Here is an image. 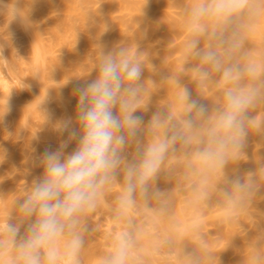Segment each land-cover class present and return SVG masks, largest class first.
Returning <instances> with one entry per match:
<instances>
[{"label":"clouds","instance_id":"clouds-1","mask_svg":"<svg viewBox=\"0 0 264 264\" xmlns=\"http://www.w3.org/2000/svg\"><path fill=\"white\" fill-rule=\"evenodd\" d=\"M16 2L5 6L9 20L25 14ZM262 12L264 0H194L186 15L188 35L183 50V61L191 66L182 65L169 78L177 90L178 108H158L146 125L134 114L148 111L151 90L157 87L150 78L142 80L144 70L156 72L148 52L135 40L121 42L107 52L94 45L91 68L76 77L93 69L97 75L74 88L78 97L75 119L52 125L60 136L67 132V139L60 141L57 150H45L38 158L42 175L30 184L22 183L20 195L13 199V212L0 216V264H81L87 220L113 188L118 189L113 216L119 231L96 264H141L135 251L144 229L135 222L136 210L143 207L158 217L167 214L169 193L156 182L161 173L170 179L178 162L191 181L192 203L205 202L217 191L221 218L238 221L264 187V165L256 172L231 177L226 171L229 164L246 159L250 135L264 134V116L253 115L264 106V61L236 59L243 48L245 27L238 21L246 13L251 19ZM104 31L106 27L101 34ZM185 71L201 89L218 75L222 106L210 113L191 99L181 80ZM34 76L39 77V72ZM69 79L66 76L61 83L48 77L51 86L47 87L42 82L36 99L40 125L50 122L48 114L40 111V105L49 100V89ZM8 111L6 98L0 103V123ZM39 126L28 120L21 128L35 139ZM72 141L77 142L76 148L66 154ZM5 155L6 149L0 147V163ZM153 201L157 207L150 209ZM248 264H264L258 244L253 245Z\"/></svg>","mask_w":264,"mask_h":264},{"label":"rangeland","instance_id":"rangeland-1","mask_svg":"<svg viewBox=\"0 0 264 264\" xmlns=\"http://www.w3.org/2000/svg\"><path fill=\"white\" fill-rule=\"evenodd\" d=\"M35 1L36 0H34V2ZM47 1L48 0H38L39 3L36 2L34 5V2L31 0L32 5L28 9L25 7L27 6L26 2V5H21V7L23 6L22 10L24 7L26 9L24 18L26 19L27 17L29 20L27 23L30 22L31 29H29L32 31L35 30L36 32L34 31V33H37V38L35 36L37 41L36 44L40 49V56L43 58V61L41 60V63L43 62V64L40 66V72L42 73V75L40 74V80L42 79L41 83L43 82L46 86H51V82L48 80V77L56 82L64 80V78L56 79L57 77L54 71L58 70V68L62 71V73H64L65 77L67 76L70 79L67 84L62 85L58 89L55 88L58 91L56 95H49V100L40 105V111L46 112L50 117V122L40 125L42 122V116L36 108L39 101H34L36 97L39 96L37 93L38 85L36 83V79L38 77L34 76L35 60L31 45L32 40L30 41L29 38V36L32 37V35L29 32L28 34L30 35L28 36V34L24 32V23L22 19L19 18V15L12 20L8 19L5 6L12 3L13 0H0V56L3 58V60H0V103L7 98V105L9 107V111L4 116L3 122L0 123V147L6 149L5 158L3 162L0 163V216L13 212V199L20 195V187L22 183L30 184L34 178H38L42 175L43 169L38 166V158L42 156L45 150H57L59 148L60 141L67 139V132H65L63 136H60L53 130L52 125L60 120L68 118H72L73 120L75 119L78 97L73 94V90L77 86H83L87 82H91L92 71L87 75L80 77L76 76L88 72L91 68L90 59L94 61L96 56L94 45L103 43L105 36H107V39L110 40L112 35L116 33L113 36L115 37L120 31V29L117 30L116 28V32L114 27L113 32L110 30L113 28L107 29L110 30L109 33L107 30L102 34L100 31L96 32L93 30L95 24L97 23L94 21H97L98 16L100 15L98 11V15H94V18L97 17L96 20L89 17H83L81 20L80 18H77V20H75V13H71L73 17L72 15L67 16V14L60 9L63 6V2L65 5V1L69 3V0H50L53 3L56 2V9L55 7L48 8V5L45 4ZM17 2L19 1L17 0ZM17 2L15 5H20L21 2L19 4H17ZM27 2L30 4L29 0H27ZM22 3L24 2L22 1ZM35 6L36 8L33 9ZM99 6L100 3L96 2V4L94 3V6L92 5V8L97 9ZM176 11V9L171 10L173 17L177 16ZM65 17L68 20H66ZM69 24H71L73 29L69 27ZM56 25L58 28L55 27ZM58 29L61 31V35L59 34L54 37L55 32L57 33ZM95 32L97 34L99 33V35H96ZM114 39L115 41L112 43V47L126 41H121L122 39L120 41H118V39L116 40V38ZM111 40L113 41V39ZM170 56L171 63L175 64L176 67L182 62L183 64L181 65L186 64H184L182 59L183 57L181 54H178V52L177 54L172 53ZM56 64H59L58 67H56ZM181 65L178 69L181 68ZM186 82H188L186 84H189V81ZM61 83H63V81ZM21 85H26L27 87H21ZM161 93L162 92L159 93L160 97L163 94ZM29 103L30 105H28ZM150 103L147 112L137 111L134 114L142 117L145 125L151 118L150 114L152 106ZM201 104L204 105L207 110L210 109V105L207 100H204V102L202 101ZM26 105H28V107L25 108L27 110L29 109L27 113L30 114H26V116H22L20 114V117H24L25 119L20 118L19 115H12L14 111L18 114L21 113L22 110H20V107L22 108L23 106L24 108ZM156 105L158 107H164L165 103L162 99H157ZM115 111L116 110L114 109V113ZM28 120L34 126L40 125L35 139H30L31 133L29 130L21 128L22 122H27ZM17 136H19V138H17ZM251 142H248L247 140V146L244 151L250 149L249 147L253 144V142ZM76 145L77 142L72 141L64 150L65 153L69 154L74 151ZM129 151H131V149H129ZM247 153L248 152H245V154ZM241 162L240 163L245 166V159L241 160ZM162 175L164 174L162 173ZM162 175L158 178L156 186L162 191H169L170 187L172 188L171 184L173 183L172 189H175L176 192L179 191L177 192V194H179L177 199L179 203L178 206L180 207V210L185 212V218L187 220L189 219V224L187 222L188 225L185 223L186 225L183 226L184 228L187 226V230L192 232L193 238L192 240L188 239L187 241L189 243L186 242V245H184L183 255L185 257L182 260L181 257H183V255L181 254L180 257L179 251H177L173 244L170 243L169 239H167L168 236H165V233L163 232L164 229H162L160 225L162 224V220L167 218V216L169 217L168 213L170 212V208L166 216L164 215L163 217H158L154 216L150 210L138 207L135 214V222L138 226L143 227L144 234L138 241L135 254L139 257L141 264H184L186 260V263H188L193 259L198 260L199 264H238V256H242V258L245 257L244 253L246 254L247 251L246 249V251L242 252V243H244L242 242L243 238L247 239V237H249L248 234L250 233L251 235L253 233V236L255 234L257 239H264V219L257 216L259 215L257 212L254 214L255 211H251L250 213L248 212L249 214H244L248 218V220L245 218L247 222L245 219V221H243V218L241 220L240 216L238 221H233V229H230L228 225V231L234 230V232H238L235 233L237 234V237H235L238 241L241 239V246L239 245L240 243L238 244L241 248L236 255L235 253L233 254V252L232 254L229 253L231 255H227L229 256L227 257L228 262L223 263L222 252L224 249L223 246L226 245V242L222 238L221 232L225 233L228 231L226 230L227 225L223 224L224 222L221 221L222 218H220L221 216L218 214L221 209V199L219 193L213 191L207 201L194 203L196 205H200V207L202 206L199 210V214H201L202 218L199 219H203V221H197L198 229L200 227V230H198L196 229L197 227H193L196 222L195 219H193L194 212L191 216V204H193L191 202V181L184 175L183 164L178 162L173 165V172L170 179H166V177ZM174 183L176 184L175 187ZM117 195L118 189L113 188L106 195L105 201L101 207L98 208L95 214L88 218V228L85 233L84 245L81 251V264L83 263V260L86 264H96L97 259L105 255L109 249L112 236L119 231V226L114 222L113 216V209L115 208ZM213 198L216 199L213 200ZM212 200L213 202H211ZM204 206H209L211 210H215V213L213 212L214 215L212 213V217L203 215L205 212L203 208ZM155 207H157L156 202H151L150 209ZM204 221H206L207 224ZM242 222H245V225H242ZM178 225H180V223ZM178 225H176V228L182 226ZM242 228L246 230V234H244ZM21 231L23 232L24 229L22 228ZM221 239H223L224 242L223 240L221 241ZM243 245L245 247L246 244L244 243ZM201 253H204V256L207 254V258L204 257V259L199 257V259H197V255ZM85 256L86 261L84 259Z\"/></svg>","mask_w":264,"mask_h":264},{"label":"bare ground","instance_id":"bare-ground-1","mask_svg":"<svg viewBox=\"0 0 264 264\" xmlns=\"http://www.w3.org/2000/svg\"><path fill=\"white\" fill-rule=\"evenodd\" d=\"M18 1L19 2H17V4H19L21 2L20 5H15V6L21 10H22V7L24 6L25 2L27 4V6H25L26 9L30 8L32 5L31 0H29L30 4H29V2H27V0L26 1L22 0L24 3H22L21 0H18ZM32 1L34 2V0H32ZM48 1H50V0H48ZM48 1H47V3H45L46 5H48V8L49 7L50 8L55 7V9H56V2L53 3L52 1H50V2H48ZM36 2H38V0H36L34 2V5L36 4ZM96 2L100 3V6L97 9H95V8L93 9L92 5L94 6V3L96 4ZM193 3H194V0H146L145 4H144V0H71V1L69 0V3L65 1V5L63 2V6H62L63 8L61 7L60 9L62 11H64L67 14V16L75 13L76 14V15L74 14V18L76 17L75 20H77V18H80V20H81V18H83V17L94 18V15L97 16L98 12H99L100 15L98 16V20L94 21V22H97L96 24L94 23L96 27L94 26V28H93V30H95L96 32L100 31L101 28H103V27H106V30L113 28V27L115 28V31H116V28H117V30L120 29V31L117 33V35L115 37H113V36L116 33L110 37V40H108L107 36H105L103 43L99 44V45L103 46L105 52L110 51L113 48L112 43H114V41H115L114 38H116V40L118 39V41H120L121 39H122L121 41L126 40V41H124L126 43H131L133 40H135L139 44V46H141L140 48L142 51L148 52L150 63L152 65H154V67L156 68V72L153 73V72H150L148 70H144L142 73V80H147L150 78L153 81H155L157 84V87L155 89L151 90V99H150L151 103L150 104L152 106V109H151L150 115L152 116L153 113L156 112L158 108H160L156 105L157 99H162V101H164V103H165L164 107H176V108H178L177 90L171 85V83L169 82V78L179 72L178 67H180V65L183 64V62L181 64L179 63V65H177V67H176L175 64L171 63V60H170L171 56L170 55L172 53L177 54V52H178V54H181V56L183 57L184 42L186 40L185 37L187 38V35H188L187 28H186V15H187V12L190 10ZM21 5H23V6L21 7ZM41 6H42V4H41ZM25 7L23 8V10L26 11ZM35 8H36V6L33 7V9H35ZM43 9H44V6H43ZM43 9H42V11H43ZM175 9L177 10L176 11L177 16L173 17L171 10H175ZM95 11L96 12L98 11V12L96 13ZM94 12H95V14H94ZM24 17H25V15L20 16L19 18L22 19V21L24 23V24L22 23L24 32L26 34H28L30 32L32 35V37H30L29 36L30 34H28L30 41L32 40L31 45H32V50H33L34 60H35L34 72L35 73L39 72V77H41L42 73L40 72V66H42V64H43V62L41 63V60L43 61V58L40 56L41 55V53L39 52L40 49L36 44V42H37L36 41V38H37L36 34L37 33H34L35 30L34 31L30 30L31 29L30 28V22L27 23L29 20L27 17H26V19ZM72 17H73V15H72ZM65 19H66V17H65ZM70 19H71V17H70ZM94 19L96 20L97 17H95ZM66 20H68V19H66ZM83 21H84V19H83ZM238 23L245 25V27L242 29V35L244 38L243 48L241 49V52L238 54L236 59L243 60V58L248 57V58L255 59L256 61H264V12H262L258 15H254L251 19H249L248 14L246 13L243 17L240 18ZM24 26H25V28H24ZM55 27L58 28L57 25ZM69 27L73 29V27H71V24H69ZM61 28H62V26H61ZM114 28L110 29V30L113 32ZM110 30H107L108 33ZM55 31H56V29H55ZM58 32H60V33H58ZM58 32L57 33L55 32L54 37H56L59 34L61 35V31H59V29H58ZM72 32H74V31H72ZM53 34H54V32H53ZM96 35H99V33L98 34L96 33ZM35 36H36V38H35ZM61 38H62V36H61ZM105 38H106V40H105ZM108 38H109V36H108ZM111 39H113V41ZM58 65L56 64V67H58ZM183 66L187 69L188 67L191 66V64L186 63ZM56 67H55V69H56ZM54 72H55V75L57 77L56 79L65 78L64 73H62V71H60L59 68H58V70H56ZM92 73H91V79L93 80V79H95L97 72L95 69H93ZM39 77L37 78L38 81L36 79V83L38 85V88H37L38 96H40L41 90L43 88V84L41 83L42 79L40 80ZM218 79H219V77L217 75L213 78L212 82H210L206 87L201 89V88H199V86L197 84H194L195 82L193 83V81L191 79V75L189 72L185 71L183 74H181L182 83L185 86H187V88L189 89L191 99L197 100L199 104H201L202 101L204 102V100H207L209 105H210V109L208 110L210 113L214 109L220 107L219 105L222 106V103H223V93H222V89L218 86ZM186 81H189V84H186V83H188ZM57 89H55V88L49 89V95H51V96H53L54 94L56 95V93L58 92ZM160 92L163 93V94L161 93L162 94L161 97L159 96ZM37 98L38 97H36V99ZM36 99L34 101H36ZM28 105H30V103ZM28 105L24 106V108H23V106H22V108L20 107V110H22L21 113L18 114V113H15V111H14V113L11 112V113H13L12 115H16V116L19 115V117H20V114L22 116H26V114H30V113H27L29 111V109L28 110L26 109L28 107ZM253 115L264 116V106L258 107L256 109V111L253 113ZM19 117H17V118H19ZM20 118L23 119L24 117H20ZM249 141L250 142L252 141L253 144L251 145V147H249L250 149H247L245 151V152H248L246 154L245 166H243L241 164L242 163L241 161L237 162L236 164H229L226 168V171L228 172L230 177L233 175H237V174L242 175V174L247 173V172H256L262 165H264V134H252L248 138V142ZM161 175H162V173H161ZM162 176H165V174ZM215 183L218 186H222V183L219 181H217ZM261 183H262V185H264V181H261ZM171 186L173 188V183L171 184ZM175 186H176V184L174 183V187ZM172 188L170 187V190L169 191L167 190L169 193V196H170V206H169L170 212L168 213L169 217L167 216V218L162 220V224H160V225H161V228L164 229L163 232L165 233V236L166 237L168 236L167 239H169L170 243L173 244L174 248L177 251H179L180 257H181V254L182 255L184 254L183 253L184 245H186V242H188L187 241L188 239L192 240L193 234L191 231L187 230V226L185 228L183 226V225L187 224L189 219L187 220L185 218V215H186L185 212L183 210H180V207L178 206L179 203H178L177 199L179 197L178 196L179 194H177V192H179V191L176 192V190L172 189ZM216 193H217V191H216ZM215 199L216 198H213V200H215ZM213 200L211 202H213ZM191 206H192V208H191L192 212L191 211L190 212H191V216H192V213L194 212L193 213V219H195V222H196L195 224H197L199 221H203V219H199V218H202L201 214H199V210H200V208H202V206L200 207V205H198V204L196 205L194 203L191 204ZM203 208L205 210L203 215H207V217L208 216L212 217V213L215 210H211L209 208V206H204ZM220 210H219V212H221ZM251 211H253V212L255 211L254 214H256V212H257V214H259L257 216H259L261 219H264V187H262L260 192L257 194V198L254 200L253 205L251 207L247 208L244 214H249ZM253 212H252V216H253ZM170 213H171V216H170ZM214 213H213V215H214ZM218 214L220 215V213H218ZM244 214L241 215V220H242V218H243V221H245L246 219L248 220L247 216H245ZM191 216H190V219H191ZM249 218H251V217H249ZM247 220H246V222H247ZM221 221L224 222L223 224L227 225V227L225 226L227 228L226 229L227 231H228V225H229L230 229L233 227V224H234L233 221H224L223 219ZM176 222H177V224H176ZM178 222L182 226L178 225L179 224ZM204 222H206V221H204ZM192 223H194V222H192ZM188 224H189V222H188ZM206 224H207V222H206ZM174 225H175V227H174ZM176 225H178L180 227L176 228L177 227ZM242 225H245V222H242ZM196 229H198V227ZM198 230H200V227ZM221 231H224V230H221ZM236 232H234V230H231V231L229 230L228 232H225V233L221 232V234H222L221 236L226 242V245L223 246L224 249L222 252L223 263L228 262L227 257H229V256H227V255H231L232 252H233V254L235 253V255H236V253L238 254V251L241 248V247H239V245L241 246L242 242H244L246 244L244 247V245H243L244 243H242V246H243L242 252L246 251V249H247V251H246L247 255L244 253L245 257H243V258H242V256L241 257L238 256L239 257L238 258L239 261H237L238 264H248V257L250 255L252 248H253V245L258 244L259 245V251L264 253V239H262V240L257 239L255 237L256 236L255 234L253 236V233L251 235L249 233L248 234L249 237H247V239L243 238V240L241 242L240 241L241 239H239V241L236 240V237H237L236 236L237 234H235ZM223 239H221V241ZM244 239H245V241H244ZM224 240H223V242H224ZM246 240H247V242H246ZM237 241H238V243H237ZM199 253H200V251H199ZM229 253H231V254H229ZM203 254L202 253L198 254L197 259H199V257L207 258L206 256H208V255L206 254V256H204ZM184 257L185 256L183 255V257H181V259L183 260ZM178 258H179V256H178ZM217 258H216V260H217ZM84 259L86 261V256L84 257ZM182 260H181V262H182ZM186 262H187V260L185 261V263ZM82 264H86V263H84V260H83ZM186 264H188V263H186Z\"/></svg>","mask_w":264,"mask_h":264}]
</instances>
